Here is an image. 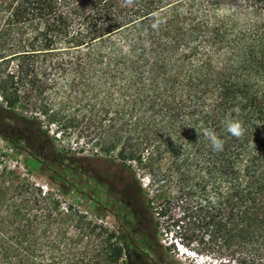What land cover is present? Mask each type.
Instances as JSON below:
<instances>
[{
  "label": "trees",
  "instance_id": "obj_1",
  "mask_svg": "<svg viewBox=\"0 0 264 264\" xmlns=\"http://www.w3.org/2000/svg\"><path fill=\"white\" fill-rule=\"evenodd\" d=\"M0 95L10 143L38 142L66 168L86 157L58 149L45 119L118 144L149 180L134 177L153 234L221 264H264V0H0ZM75 103L89 116L56 109ZM229 113L240 138L225 131ZM42 164L58 193L0 165V264H153L120 224L64 205L78 183Z\"/></svg>",
  "mask_w": 264,
  "mask_h": 264
},
{
  "label": "rangeland",
  "instance_id": "obj_2",
  "mask_svg": "<svg viewBox=\"0 0 264 264\" xmlns=\"http://www.w3.org/2000/svg\"><path fill=\"white\" fill-rule=\"evenodd\" d=\"M0 103H4V100ZM56 109H61V115L70 117L80 118L91 113L88 106L80 109L76 103L67 106L56 105ZM22 111L26 115L35 113L29 109ZM45 121L51 129L58 149L69 150L77 157L86 158L77 161L72 168H66L67 161L63 164H53L51 160L44 159L39 154L42 150L38 142L17 140L14 145L0 135V165L16 171L21 178L29 179L45 191L58 193L50 182L53 172L44 167L42 162L54 165L53 169L60 173L62 178L74 179L78 183V191L61 196L64 205H73L89 219L110 228L120 224L128 230L138 252L153 264H221V260L206 254L207 252L200 250L197 244L184 245L173 231L166 233L160 229L153 234V230L142 220V212L138 211L142 208V196L138 193L134 177L137 174L136 180H141L146 190L149 189V180L142 178L144 174H141L136 163L133 164V172L123 165V160L118 157L120 145L115 144V148L108 151L110 145L104 144L98 138L87 137L80 127L65 135L57 125L48 123L46 119ZM43 153L52 156L54 147L46 145ZM113 158L117 160L112 161ZM128 185L134 188L133 197L128 194ZM152 234L153 237H150Z\"/></svg>",
  "mask_w": 264,
  "mask_h": 264
},
{
  "label": "clouds",
  "instance_id": "obj_3",
  "mask_svg": "<svg viewBox=\"0 0 264 264\" xmlns=\"http://www.w3.org/2000/svg\"><path fill=\"white\" fill-rule=\"evenodd\" d=\"M131 3L132 0H125V4L130 5ZM224 128L228 134L236 138L242 137L245 132L243 121L233 118L231 113H229L225 118ZM203 135L209 141L212 151L219 152L223 150L224 141L214 130L205 128L203 130Z\"/></svg>",
  "mask_w": 264,
  "mask_h": 264
},
{
  "label": "built area",
  "instance_id": "obj_4",
  "mask_svg": "<svg viewBox=\"0 0 264 264\" xmlns=\"http://www.w3.org/2000/svg\"><path fill=\"white\" fill-rule=\"evenodd\" d=\"M3 100V98H2V96L0 95V101H2Z\"/></svg>",
  "mask_w": 264,
  "mask_h": 264
}]
</instances>
